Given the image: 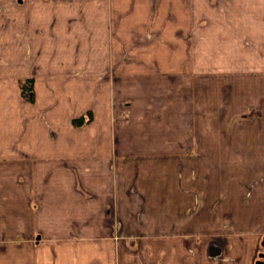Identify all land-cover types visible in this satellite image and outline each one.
Instances as JSON below:
<instances>
[{"label": "crops", "instance_id": "obj_1", "mask_svg": "<svg viewBox=\"0 0 264 264\" xmlns=\"http://www.w3.org/2000/svg\"><path fill=\"white\" fill-rule=\"evenodd\" d=\"M264 0H0V264H255Z\"/></svg>", "mask_w": 264, "mask_h": 264}, {"label": "water", "instance_id": "obj_2", "mask_svg": "<svg viewBox=\"0 0 264 264\" xmlns=\"http://www.w3.org/2000/svg\"><path fill=\"white\" fill-rule=\"evenodd\" d=\"M255 264H264V253L259 254V258L256 260Z\"/></svg>", "mask_w": 264, "mask_h": 264}]
</instances>
